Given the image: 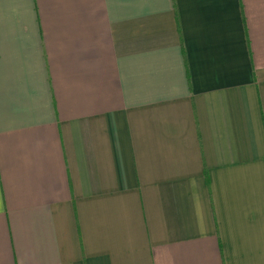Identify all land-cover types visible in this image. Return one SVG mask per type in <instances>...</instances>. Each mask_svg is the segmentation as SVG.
<instances>
[{
	"label": "crops",
	"instance_id": "crops-1",
	"mask_svg": "<svg viewBox=\"0 0 264 264\" xmlns=\"http://www.w3.org/2000/svg\"><path fill=\"white\" fill-rule=\"evenodd\" d=\"M0 264H264V0H0Z\"/></svg>",
	"mask_w": 264,
	"mask_h": 264
}]
</instances>
